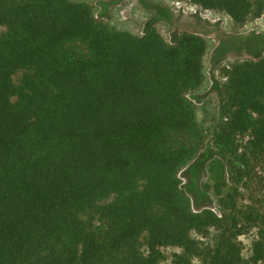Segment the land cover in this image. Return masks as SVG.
I'll return each instance as SVG.
<instances>
[{
    "label": "trees",
    "instance_id": "1",
    "mask_svg": "<svg viewBox=\"0 0 264 264\" xmlns=\"http://www.w3.org/2000/svg\"><path fill=\"white\" fill-rule=\"evenodd\" d=\"M176 1L237 26L264 13ZM207 50L194 32L117 29L84 0H0V264H162L169 249L171 264H264V211L224 191L229 171H264V53L225 68L219 118L198 119ZM234 51L223 40L214 61ZM208 139L216 210H194L179 174Z\"/></svg>",
    "mask_w": 264,
    "mask_h": 264
},
{
    "label": "rangeland",
    "instance_id": "2",
    "mask_svg": "<svg viewBox=\"0 0 264 264\" xmlns=\"http://www.w3.org/2000/svg\"><path fill=\"white\" fill-rule=\"evenodd\" d=\"M84 1L93 6L98 19L117 29L141 35L148 27L153 26L170 43L184 31L200 34L207 40L208 50L204 57L205 82L198 91L189 95L191 101L198 107V119H202L204 108L219 118V110L223 103L222 85L225 81L223 70L234 63L252 59L253 55L247 53L249 50L254 54L264 53V13L259 18H250L244 25L237 26L224 13L203 10L186 1ZM162 13L164 15L170 13V22L161 19ZM223 40L232 41L236 51L224 55L221 61L215 62L213 56L215 49ZM217 157L211 140L208 139L196 159L179 174L182 189L190 197L194 210L203 208L216 210V197L210 188L212 179L209 166ZM234 168L231 166V170ZM226 178L227 185L224 191L230 192L235 189L239 192V207L254 205L264 211V171L256 169V174L251 179L239 183L232 179L230 171L226 174ZM253 239V233L238 238L245 260L251 255ZM214 240L215 232L211 231L207 238L202 239V244L211 245ZM175 252L177 250H166L167 258L162 264H171ZM196 264L200 262L197 261Z\"/></svg>",
    "mask_w": 264,
    "mask_h": 264
},
{
    "label": "bare ground",
    "instance_id": "3",
    "mask_svg": "<svg viewBox=\"0 0 264 264\" xmlns=\"http://www.w3.org/2000/svg\"><path fill=\"white\" fill-rule=\"evenodd\" d=\"M183 6V5H182ZM184 7V9H185V6H183ZM186 10V9H185ZM188 10H189V8H188ZM192 11V10H191ZM192 13V12H191Z\"/></svg>",
    "mask_w": 264,
    "mask_h": 264
}]
</instances>
